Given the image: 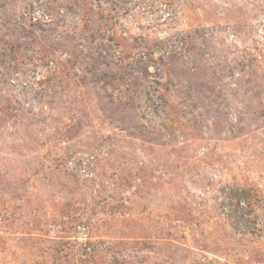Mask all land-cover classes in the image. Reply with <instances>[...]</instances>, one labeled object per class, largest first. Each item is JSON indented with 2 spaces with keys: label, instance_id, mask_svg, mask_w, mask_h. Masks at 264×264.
<instances>
[{
  "label": "rangeland",
  "instance_id": "obj_1",
  "mask_svg": "<svg viewBox=\"0 0 264 264\" xmlns=\"http://www.w3.org/2000/svg\"><path fill=\"white\" fill-rule=\"evenodd\" d=\"M0 264H264V0H0Z\"/></svg>",
  "mask_w": 264,
  "mask_h": 264
}]
</instances>
